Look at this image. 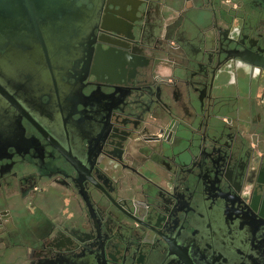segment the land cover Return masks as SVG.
Instances as JSON below:
<instances>
[{"label": "flooded vegetation", "instance_id": "flooded-vegetation-1", "mask_svg": "<svg viewBox=\"0 0 264 264\" xmlns=\"http://www.w3.org/2000/svg\"><path fill=\"white\" fill-rule=\"evenodd\" d=\"M60 4L0 46V264H264V0Z\"/></svg>", "mask_w": 264, "mask_h": 264}, {"label": "water", "instance_id": "water-1", "mask_svg": "<svg viewBox=\"0 0 264 264\" xmlns=\"http://www.w3.org/2000/svg\"><path fill=\"white\" fill-rule=\"evenodd\" d=\"M60 1L0 0V46L27 40L38 26L37 18L42 25L52 24L51 19L59 16ZM53 25L60 26L58 23Z\"/></svg>", "mask_w": 264, "mask_h": 264}]
</instances>
